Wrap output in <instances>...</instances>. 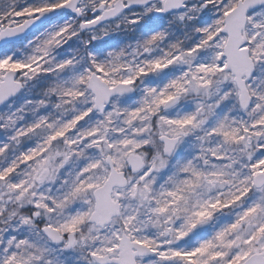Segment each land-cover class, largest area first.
<instances>
[{
  "label": "snow or ice",
  "instance_id": "snow-or-ice-1",
  "mask_svg": "<svg viewBox=\"0 0 264 264\" xmlns=\"http://www.w3.org/2000/svg\"><path fill=\"white\" fill-rule=\"evenodd\" d=\"M0 264H264V0H0Z\"/></svg>",
  "mask_w": 264,
  "mask_h": 264
}]
</instances>
